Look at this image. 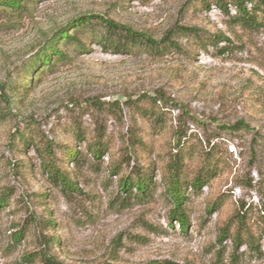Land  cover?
I'll return each mask as SVG.
<instances>
[{"label": "rangeland", "instance_id": "obj_1", "mask_svg": "<svg viewBox=\"0 0 264 264\" xmlns=\"http://www.w3.org/2000/svg\"><path fill=\"white\" fill-rule=\"evenodd\" d=\"M24 5L22 12L0 9V264H22L51 236L59 244L48 251L63 264H264V26L234 28L222 10L198 0ZM84 16L154 41L171 30L178 50L106 52L98 44L105 31L95 26L77 35L86 51L63 44L68 58L53 59L52 70L26 86L45 43ZM176 27L196 29L204 40ZM142 95L164 99L158 122L138 113L134 103ZM75 128L85 140L74 139ZM99 132L106 151L95 160L87 146ZM181 132L189 173L204 159L218 167L201 191L186 194V233L169 220L172 206L160 182ZM20 135L33 136L39 147L50 143L56 159L75 146L78 161L60 164L77 191L50 182L35 147H24ZM148 165L156 169L149 200L119 192L121 177ZM240 226L259 237L260 254L245 245L235 252L231 238L219 243L223 228L233 235Z\"/></svg>", "mask_w": 264, "mask_h": 264}, {"label": "trees", "instance_id": "obj_2", "mask_svg": "<svg viewBox=\"0 0 264 264\" xmlns=\"http://www.w3.org/2000/svg\"><path fill=\"white\" fill-rule=\"evenodd\" d=\"M197 1V0H196ZM201 6L208 9L210 4L216 6L227 15L228 21L234 28H239L242 31H257L264 26V0H198ZM25 0H0L1 10H11L22 12L25 10ZM249 5V9L247 8ZM228 6L234 9L235 15H229ZM95 26H100L105 35L98 39V44L106 52L115 54H129L135 49L144 48L153 54H159L163 50L173 48L178 50V46L171 40L175 36L174 32L169 30L160 41H154L144 33L133 31L130 28L122 27L114 22L105 19L104 17L84 16L78 19L68 29L63 30L57 34L54 39L45 43L39 53L38 60L33 63L30 71L38 72L35 78L31 74L24 76V84L26 86L34 85L41 78V76L52 70L53 59L65 60L68 58L63 44H71L76 46L80 51H86V44L80 40L77 35L83 36L86 32H94ZM175 31L184 36H193L197 42L202 43L204 40L198 34L196 29L188 27H176ZM70 33V34H69ZM217 38L214 36L213 39ZM212 39V40H213ZM219 40H226L219 37ZM205 43L209 41H204ZM211 42V41H210ZM213 43V42H212ZM1 100V95H0ZM141 102L143 105H138ZM164 103L162 97L153 98L142 95L135 100V107L142 118L152 117L158 122L162 117V109L159 104ZM239 127L234 125L228 127L230 130H237ZM73 137L76 141L85 140V133L75 128L72 131ZM24 147L33 144L41 159V169L47 174L50 182L58 184L66 191H77L74 181L71 179V174L64 169L60 163H76L79 158V152L75 146L64 147L63 154L60 159H56L52 151L50 143L43 147H39L35 142L33 136L23 138L19 136ZM185 136L181 132L178 134V141L176 144V153L169 158L168 162L163 167L160 174V182L163 186V194L170 202L172 208L169 213V220H176L181 231L186 233L189 226V216L185 208L188 190L194 193L201 191L203 187L217 174V164L213 160L204 159L201 165L191 174L189 173L188 163L190 160V153L185 149V144L182 142ZM87 151L95 160H99L106 151V143L103 141L101 132L97 133L93 140L88 143ZM117 170L116 167H114ZM155 167L148 165L140 168L139 171L133 172L132 175L121 177L119 180V192L128 195V198H133L136 201H147L152 197L153 179L155 175ZM118 174V172H114ZM113 174V173H112ZM5 199L0 197V206L3 205ZM52 224V222H49ZM243 229V230H242ZM220 234L221 244L228 238H231L235 252L243 245L254 253L260 254V246L258 244L259 237L250 229H245L242 226L237 228L233 235H229L224 228ZM244 232V234H243ZM59 244L58 236H51L45 243V250L39 253H27L22 257V264H63L56 258L50 255L48 248ZM157 264V263H147Z\"/></svg>", "mask_w": 264, "mask_h": 264}]
</instances>
